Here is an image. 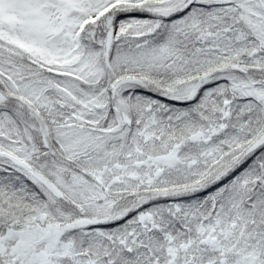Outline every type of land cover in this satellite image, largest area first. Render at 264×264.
I'll return each mask as SVG.
<instances>
[{
	"label": "snow or ice",
	"instance_id": "snow-or-ice-1",
	"mask_svg": "<svg viewBox=\"0 0 264 264\" xmlns=\"http://www.w3.org/2000/svg\"><path fill=\"white\" fill-rule=\"evenodd\" d=\"M0 264H264V0H0Z\"/></svg>",
	"mask_w": 264,
	"mask_h": 264
}]
</instances>
